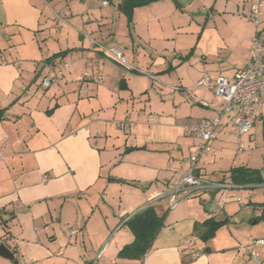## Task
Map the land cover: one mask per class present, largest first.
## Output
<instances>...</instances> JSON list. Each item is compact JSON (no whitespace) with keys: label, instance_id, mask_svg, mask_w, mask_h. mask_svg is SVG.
Masks as SVG:
<instances>
[{"label":"crops","instance_id":"0c3cea01","mask_svg":"<svg viewBox=\"0 0 264 264\" xmlns=\"http://www.w3.org/2000/svg\"><path fill=\"white\" fill-rule=\"evenodd\" d=\"M103 1L0 0V244L14 254L0 264H257L246 245L264 239V110L241 138L225 119L197 170L235 183L232 169L250 168L262 182L198 189L170 208L200 142L187 127L224 106L197 83L248 64L252 0ZM59 57L72 69L45 89ZM149 206L166 213L151 248L119 257ZM210 218L223 224L202 240Z\"/></svg>","mask_w":264,"mask_h":264},{"label":"built area","instance_id":"2783aa9c","mask_svg":"<svg viewBox=\"0 0 264 264\" xmlns=\"http://www.w3.org/2000/svg\"><path fill=\"white\" fill-rule=\"evenodd\" d=\"M108 3V0L103 1V5ZM263 10L264 0H252L250 19L257 26V32L252 40L250 59L246 67L237 71L232 78L225 75L204 76L197 83L198 87L212 89L216 95L223 99L224 106L215 117L204 119L187 127L186 130L195 134L200 142L191 154L190 166L181 173L177 184L171 189L170 208H173L180 200L198 189L215 188L225 191L248 186L225 180L212 181L199 175L197 170L202 159L212 150V142L215 140L218 129L225 119L228 120L232 131L238 138H241L252 130L255 121L264 110V33L261 29ZM92 42L95 45L98 44L93 39ZM98 46L102 48L108 57L114 58L124 65L131 66L120 49L105 47L101 44ZM72 66L73 62L67 57L56 58L50 64L49 71L42 76L40 85L45 89L51 87L54 83L59 82L67 72L71 71ZM88 77L89 73L85 72L80 79L84 81ZM114 123L121 127L124 126L122 121H114ZM242 146L240 144V148ZM170 168L177 170L173 165H170ZM224 201L225 198H223ZM71 232L75 234L79 232V229L73 228ZM259 245H264V239H258L246 245V249L257 264H261L259 253L256 250ZM199 254V252L195 253V255Z\"/></svg>","mask_w":264,"mask_h":264},{"label":"trees","instance_id":"16d2710c","mask_svg":"<svg viewBox=\"0 0 264 264\" xmlns=\"http://www.w3.org/2000/svg\"><path fill=\"white\" fill-rule=\"evenodd\" d=\"M154 0H138L139 4H147ZM233 181L237 184H255L262 182L261 177L258 175V170L235 167L232 169ZM164 214H158L156 208L153 206L146 207L141 211L135 213L128 224L134 233V240L125 245L119 252V257L140 260L144 258L149 249L151 248L154 239L162 228L165 219ZM223 224V221H216L208 219L203 223L205 229L199 231L196 226L199 236L202 240H207L215 234L216 229Z\"/></svg>","mask_w":264,"mask_h":264},{"label":"water","instance_id":"95a60500","mask_svg":"<svg viewBox=\"0 0 264 264\" xmlns=\"http://www.w3.org/2000/svg\"><path fill=\"white\" fill-rule=\"evenodd\" d=\"M139 3L136 2V1H125L123 6L129 10H132L134 9L136 6H138ZM264 219V214H263V217ZM0 255L5 257V258H8V259H14V254L13 252L4 244V243H1L0 244Z\"/></svg>","mask_w":264,"mask_h":264}]
</instances>
